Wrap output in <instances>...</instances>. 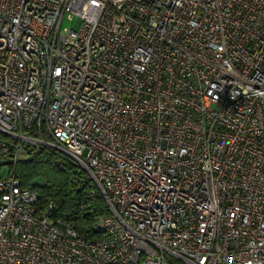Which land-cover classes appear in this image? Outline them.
<instances>
[{
  "label": "built area",
  "instance_id": "obj_1",
  "mask_svg": "<svg viewBox=\"0 0 264 264\" xmlns=\"http://www.w3.org/2000/svg\"><path fill=\"white\" fill-rule=\"evenodd\" d=\"M0 132V264H264V0H0ZM38 146L94 237L14 176Z\"/></svg>",
  "mask_w": 264,
  "mask_h": 264
},
{
  "label": "trees",
  "instance_id": "obj_2",
  "mask_svg": "<svg viewBox=\"0 0 264 264\" xmlns=\"http://www.w3.org/2000/svg\"><path fill=\"white\" fill-rule=\"evenodd\" d=\"M0 136H5L0 132ZM22 187L37 193L36 209L49 204L53 214L74 223L80 233L95 235V218L108 212L93 180L67 156L45 146L34 147L29 159L11 165Z\"/></svg>",
  "mask_w": 264,
  "mask_h": 264
},
{
  "label": "rangeland",
  "instance_id": "obj_3",
  "mask_svg": "<svg viewBox=\"0 0 264 264\" xmlns=\"http://www.w3.org/2000/svg\"><path fill=\"white\" fill-rule=\"evenodd\" d=\"M78 23H79L78 20H74V21H66V20H65V21L63 22V24L66 25V26H71V25H73V26H77ZM5 172H6V165L3 166V174H5Z\"/></svg>",
  "mask_w": 264,
  "mask_h": 264
}]
</instances>
